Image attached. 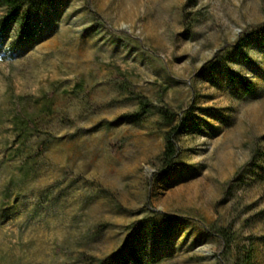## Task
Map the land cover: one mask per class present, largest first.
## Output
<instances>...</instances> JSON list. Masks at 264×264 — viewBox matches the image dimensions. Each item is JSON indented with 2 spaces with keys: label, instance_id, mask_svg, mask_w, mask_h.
Instances as JSON below:
<instances>
[{
  "label": "rangeland",
  "instance_id": "374dc122",
  "mask_svg": "<svg viewBox=\"0 0 264 264\" xmlns=\"http://www.w3.org/2000/svg\"><path fill=\"white\" fill-rule=\"evenodd\" d=\"M263 28L264 0H51L0 33V264H221L208 225L264 264Z\"/></svg>",
  "mask_w": 264,
  "mask_h": 264
},
{
  "label": "trees",
  "instance_id": "16d2710c",
  "mask_svg": "<svg viewBox=\"0 0 264 264\" xmlns=\"http://www.w3.org/2000/svg\"><path fill=\"white\" fill-rule=\"evenodd\" d=\"M50 1L51 0H0V33L6 32V30L13 31L14 42L17 46L31 42L35 35L34 17L39 9ZM256 33L264 36V28L259 31H254L248 36ZM241 42L242 40L238 42V47ZM234 76L241 83L244 93H253L254 86L251 81L237 74ZM121 87L137 103V110L131 114L134 119H138L142 114L148 112L149 102L146 97L138 93H133L126 83H122ZM157 112L164 122L171 124L173 120L172 112L163 107L158 108ZM179 126V124L172 125L164 134V146L157 157L158 165L163 170H170L176 166V137L179 133ZM18 128V135L20 137L26 138L33 132L29 122L24 123ZM206 229L222 241L223 249L221 251V256L224 258V261L221 264H249L251 262L253 254L251 245L240 246L225 227L208 225ZM229 251L234 254V259L230 262L225 259V255H227ZM103 264H112V261L109 259V261Z\"/></svg>",
  "mask_w": 264,
  "mask_h": 264
}]
</instances>
